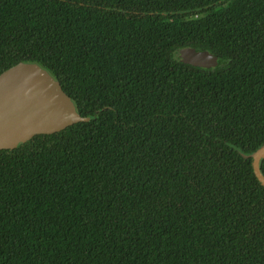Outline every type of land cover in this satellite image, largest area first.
Masks as SVG:
<instances>
[{
	"label": "trees",
	"instance_id": "trees-1",
	"mask_svg": "<svg viewBox=\"0 0 264 264\" xmlns=\"http://www.w3.org/2000/svg\"><path fill=\"white\" fill-rule=\"evenodd\" d=\"M19 62L89 120L0 149V264H264V0H0Z\"/></svg>",
	"mask_w": 264,
	"mask_h": 264
},
{
	"label": "water",
	"instance_id": "water-1",
	"mask_svg": "<svg viewBox=\"0 0 264 264\" xmlns=\"http://www.w3.org/2000/svg\"><path fill=\"white\" fill-rule=\"evenodd\" d=\"M178 57L199 67L216 66L217 57L207 50L182 48ZM89 118L78 113L60 81L38 63L19 62L0 73V149H14L38 134H50ZM264 145L253 154V166L264 185L259 162Z\"/></svg>",
	"mask_w": 264,
	"mask_h": 264
}]
</instances>
